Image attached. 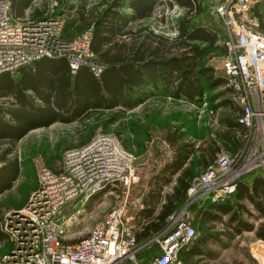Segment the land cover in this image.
<instances>
[{
    "label": "built area",
    "instance_id": "1",
    "mask_svg": "<svg viewBox=\"0 0 264 264\" xmlns=\"http://www.w3.org/2000/svg\"><path fill=\"white\" fill-rule=\"evenodd\" d=\"M168 1L157 2L154 13L168 7ZM256 1L223 0L210 9L229 30L222 40L226 46L222 87L241 108L238 121L244 126V144L235 153L221 150L214 163L192 179L188 199L205 194L211 201L223 200L234 191L238 176L264 169V32L251 12ZM10 6V0H0V72L43 56H62L72 72L87 65L100 74L104 64L90 47L92 25L65 38L62 16L13 20ZM173 6L182 12L175 2ZM165 33L175 35L176 29ZM132 159L118 134L99 127L86 142L63 150L59 170L41 165L38 185L25 203L0 210V229L10 242V248L0 253V264H142L136 254L150 242L157 249L146 264H182L179 250L196 236L183 208L170 214L165 228L142 243L136 239L135 224L126 217L125 201L111 206L84 234L69 236L85 217L82 206L92 194L136 179Z\"/></svg>",
    "mask_w": 264,
    "mask_h": 264
},
{
    "label": "trees",
    "instance_id": "2",
    "mask_svg": "<svg viewBox=\"0 0 264 264\" xmlns=\"http://www.w3.org/2000/svg\"><path fill=\"white\" fill-rule=\"evenodd\" d=\"M29 1L10 0L12 4L17 5H26ZM125 1L133 8L136 17L150 15L152 18L155 5L160 0H97L91 3L96 14L87 27L92 25L91 50L104 64L100 74L95 75L87 65H81L72 72L67 60L62 56H43L32 60L31 62L35 63L34 70L26 66L31 64L29 62L12 71L0 72V95L4 91L3 88H8L14 94L12 102L15 105L6 109L13 113L22 111V127L18 126L17 135L25 133L31 127L48 125L54 120L64 122L79 120L85 126L90 118L96 120V125H100L103 130L109 131L103 126L116 120L119 114L144 99V92L141 90L140 92L139 89L145 80L143 71L148 68L151 72L147 73L153 76V80L161 81L164 86L161 94L164 97L167 95L174 99L200 101L205 92H209L208 97L211 100L224 97L219 103L232 106L234 115L230 114L224 118L226 126L221 141L229 152L239 151L244 144L243 133L237 134L244 131V126L238 121L241 108L230 98L225 97L228 89L222 87L225 82L224 74L216 71L214 65L209 62L212 52L223 55L226 51L223 42L217 43L218 30L205 24V16L207 11L210 14L212 5H209L208 10L207 7L204 10L199 0H169V6L175 2L183 8L181 14L174 19L173 27L176 34L170 35L162 29H156L151 23L142 24L134 29L125 28L128 15L121 9ZM263 10L264 0H257L251 8V12L260 20L259 28L264 32ZM131 17L133 19V15ZM165 21L162 14L159 24L162 25ZM49 58L65 60L68 71L61 70L60 74L56 75L54 72L49 78H42L43 76L37 72L36 75L41 78L35 77L36 66L44 65L46 61L43 59ZM117 64L119 67H116ZM18 69L19 75L12 76L11 73ZM117 70L121 72L120 78L115 75ZM26 88H32L41 98L53 97V101L34 104L31 96L24 93ZM132 89L134 93L131 95ZM119 101L127 107L116 108L120 104ZM26 104L29 107L23 106ZM213 105L218 104L216 102ZM104 115L105 118L102 117ZM96 125L90 127L88 135L77 145L90 139L97 129ZM113 132L119 134L120 130ZM183 134L175 128L168 130L165 135L172 149L171 154L148 180L149 185L142 197V203L134 212L138 220L136 239L139 243L165 228L168 216L187 202V188L192 179L212 165L217 157L220 145L217 146L215 142L209 140L205 146H199L184 139ZM59 167L57 165L50 168L57 171ZM172 181L174 183L171 191L162 195V187ZM103 190L104 188L91 196L94 197ZM233 192L232 196L229 194L219 201H211L208 198L205 205L202 204L196 209V216L201 225L221 218L219 214L221 212L228 214L225 222L230 235L239 233L242 229H254L255 236L264 239V222L260 221L254 228L253 222L247 219L253 214L245 202V199L248 200L257 211L264 212V169L254 168L238 176ZM198 199L191 200L187 206L196 208ZM0 233L5 234L1 229ZM201 242H204V236L193 238L180 248L178 256L187 260L190 256L203 252L200 249ZM142 248L146 249L148 259L156 254L155 242L147 243Z\"/></svg>",
    "mask_w": 264,
    "mask_h": 264
},
{
    "label": "rangeland",
    "instance_id": "3",
    "mask_svg": "<svg viewBox=\"0 0 264 264\" xmlns=\"http://www.w3.org/2000/svg\"><path fill=\"white\" fill-rule=\"evenodd\" d=\"M44 1L46 0H35V3L37 5ZM94 1L97 0H89L91 3ZM52 2L54 1L52 0L50 3ZM206 7V4H204V10H206ZM178 11L176 6L167 7L165 5L159 14L157 12L153 13L152 19H149L150 23L156 29L170 32L174 29L175 17L181 14ZM161 14H164L166 20L163 26L159 24ZM209 15H206L205 24L218 30L221 34V40L217 43L222 42L225 37H228L229 30L219 15L213 16L211 13ZM222 35L225 36L222 37ZM221 58L222 55L219 52H212L209 62L214 65L216 71L223 73ZM208 94L209 92H205L204 97L200 101H190L185 98L174 99L167 95L161 99L155 97L156 99L142 106L130 108L124 113L120 112L121 114L116 120L103 126L109 131L120 130L123 144L133 154L132 169L136 179L128 185L118 182L115 185L106 186L103 191L94 197L90 196L91 199L89 197L85 201L84 206H82L86 215L74 231L70 233L74 235L69 234L71 238L84 234L111 206L119 204V202L125 201L127 212L129 209L133 213L139 208L142 203V197L149 185L148 180L160 169L171 154L172 149L165 139L168 130L176 128L177 131L184 133V139L193 141L199 146H205L211 140L217 146L220 145L217 153L221 150L228 151L221 140L226 126L224 118L230 114L234 115L232 106L219 103V100L224 97H216L211 100ZM225 97L230 98L229 91ZM216 102L218 105L214 106L213 104ZM210 108H212V112L209 111ZM106 115H108V112H106ZM102 117L105 118V115ZM86 122L85 126L83 123L80 126L77 123L69 124L57 121L50 126L39 128L27 135L18 153L29 162L26 165L28 168L27 173L30 175L29 177H32L30 182L34 187L24 200L22 196L18 197L16 192L13 191L0 195V210L15 206L14 201L23 200L19 204L20 206L25 203L31 191L38 185V170L40 166L57 167L59 161L61 163V155L64 148L74 145L80 139H83L88 135L92 126L97 124L93 118ZM98 127L101 126L96 125V128ZM242 133L239 131L237 134ZM173 178H175V175H173ZM173 183L172 181L170 184L164 185L161 194L164 195L170 192ZM189 202H186L180 208H183L184 216L190 215L191 222L195 224V237L204 236V242L200 243V249L203 252L194 254L187 260L179 257L182 264H257V260L251 255L249 250V243L254 239L251 231L243 230L238 234L230 235L228 232L229 228H227L225 222L226 218H228L227 214L221 215V218L217 220H210L208 221L209 223L201 225L200 220L196 216V208L187 206ZM244 216L247 217L246 215ZM140 219H143V217H140ZM247 219L254 224L260 221L252 217H247ZM262 219L264 220V216ZM132 222L137 228L138 220ZM136 256L140 263H147L148 258L145 248L140 249ZM128 264H134V262H129Z\"/></svg>",
    "mask_w": 264,
    "mask_h": 264
},
{
    "label": "crops",
    "instance_id": "4",
    "mask_svg": "<svg viewBox=\"0 0 264 264\" xmlns=\"http://www.w3.org/2000/svg\"><path fill=\"white\" fill-rule=\"evenodd\" d=\"M51 1L52 0L48 2V0H46L40 4L38 3L37 5L35 3V0H30L29 3H27L26 5H21V4L17 5V4L11 3L10 9H9V15L11 19L13 20H17V19H20L26 16L35 18V17L46 15V14H50L53 16H62L64 18L63 35L65 37H72L80 33L81 31H83L92 21L94 14H96V10L94 7H92V4L91 2H89V0H53L54 2L50 3ZM199 1L203 6L204 4H206L207 10H208L209 5L217 4L219 2H222L223 0H199ZM126 2L127 1H125L121 7L122 11L128 15V21L126 23V26H124L125 28L129 27L131 29H134L137 26H140L145 23L150 24L149 19H152L150 15H147V16L143 15V16L136 17L133 12V8L128 6ZM132 15H133V19L131 17ZM206 15H209L208 11ZM224 36L225 35H222V37ZM218 41H220L219 37H218ZM43 61H46L44 65L39 66L38 64L36 66V71H35L34 76L37 78H41L40 77L41 75L43 76L42 78H49L51 77V75H53L54 72L56 75V74H60L61 70H64L65 72L68 71L66 61L63 59L49 58L45 60L43 59ZM34 65L35 63L33 61L31 62V64L26 65V66H30L32 67L31 69L34 70L35 68ZM116 67H119L118 64ZM19 71L20 70L18 69L17 71L12 72L11 75L14 77H17L19 75ZM37 72H38V75L40 76L36 75ZM147 72H151V71L148 68L143 71V75H144L143 78H145V80L143 81L142 86L139 89V91L141 90L142 93L144 92L143 93L144 99L142 101H138L137 99L138 102L136 104H133L127 110L133 107H137L139 105L142 106L145 103L152 101L153 99H156V98L161 99L162 97H164L161 94L165 88L162 85L161 81L153 80V76ZM115 75L117 78H120L121 72L117 70ZM119 86L122 87L120 83H119ZM3 90L5 92L3 91L2 95H0L1 96L0 97V107H1L0 108V195L13 191V192H16L18 197L22 196L24 200V198H26L27 194L34 187V185L31 184L30 182V179L32 177H29L30 175H28L27 173L28 168L26 165L29 162L25 158H22L21 154L18 153L23 142L27 138V135H29L32 131L37 130L39 128L50 126L54 122H57V121L59 122H64V121L54 120L48 125H40V126L31 127L25 133H20L21 135H17L18 126L22 127V121H23L22 111L20 110L18 111V113H13L12 111L6 109L8 106L15 105L12 102L14 100V94L8 88H3ZM24 93L31 96L32 102L37 105L42 104V102H45V101H51V102L53 101V97H48V98L39 97L37 94H35L32 88L24 89ZM133 93L134 92L132 89L131 95ZM136 93L137 91L135 89V95ZM140 96L142 97V95ZM134 99H136V97L133 98V100ZM119 103L120 104H118L116 108L122 109V108L127 107L124 103H121V101H119ZM23 106L27 107L28 105L26 104ZM21 108L25 109L24 107H21ZM64 123H69V124L77 123L80 126L82 125V122L79 120H73V121L64 122ZM97 129H95V131ZM119 137L122 140L120 133H119ZM79 142L80 141H78L76 144L71 145V146H75L79 144ZM59 164H60V161H59ZM232 194L230 196H232ZM197 198H199L198 199L199 202L197 203L196 209H198L200 205L204 203L206 204L209 197L205 194H200V195H197L194 199H197ZM22 201L21 200L14 201L15 206H10V207L11 208L19 207L20 206L19 204H21ZM245 202L254 216V217L253 216H250V217L259 219L261 222H264V220L262 219V217L264 216V212L257 211L248 200L245 199ZM156 210H158V208H156ZM219 214L224 215V213H221V212H219ZM244 214L245 213H243V215ZM126 217L129 219L130 222L137 220L135 218L134 212L132 213L129 209H128V212L126 211ZM259 222H257L256 224L253 223L254 228L257 226ZM243 230H249L253 233L254 239L253 241H250L249 243L250 253L257 260V264H264V239L261 237L255 236L254 229H242L241 231ZM235 234H238V233H235ZM9 248H10L9 240L6 238L5 234L0 233V253L8 250Z\"/></svg>",
    "mask_w": 264,
    "mask_h": 264
},
{
    "label": "water",
    "instance_id": "5",
    "mask_svg": "<svg viewBox=\"0 0 264 264\" xmlns=\"http://www.w3.org/2000/svg\"><path fill=\"white\" fill-rule=\"evenodd\" d=\"M191 200H192V199L190 198V199L187 200V202H189V201H191Z\"/></svg>",
    "mask_w": 264,
    "mask_h": 264
}]
</instances>
